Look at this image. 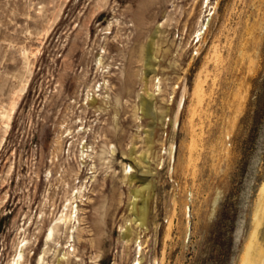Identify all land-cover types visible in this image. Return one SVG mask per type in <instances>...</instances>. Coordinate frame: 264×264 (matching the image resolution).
I'll use <instances>...</instances> for the list:
<instances>
[{
  "label": "rangeland",
  "instance_id": "obj_1",
  "mask_svg": "<svg viewBox=\"0 0 264 264\" xmlns=\"http://www.w3.org/2000/svg\"><path fill=\"white\" fill-rule=\"evenodd\" d=\"M202 2L0 0V112L18 101L6 132L0 116V264L23 236L21 264H44V247L53 264H131L138 243L140 264H242L264 198V0ZM146 90L158 92L149 114ZM81 140L115 153L77 176ZM81 182L72 245L54 235L74 250L58 262L46 234ZM146 183L142 225L131 189Z\"/></svg>",
  "mask_w": 264,
  "mask_h": 264
},
{
  "label": "bare ground",
  "instance_id": "obj_2",
  "mask_svg": "<svg viewBox=\"0 0 264 264\" xmlns=\"http://www.w3.org/2000/svg\"><path fill=\"white\" fill-rule=\"evenodd\" d=\"M202 4H204V6H207L208 0H203ZM205 28H206V25H204V29ZM201 32L198 33V40L197 41H199V39H200ZM151 48H152L151 43H148L146 45V47L142 49V58L146 59V65L145 66L147 68V70H146L147 75H153V72L155 71V67L151 63V58H152ZM24 52H25V50H24ZM100 59H101L100 57L97 58L99 63L101 61ZM25 83H26V81H25ZM25 83L23 82V86L20 88V93L24 90V88H26ZM102 83L107 84V81L104 80V82H102ZM156 89L160 90V86L157 85ZM184 90H185V87H184ZM199 91H200V89H199ZM16 92H17V89H16ZM198 93H200V92H198ZM155 94H158V92L146 90L144 95H140L138 108H140L141 111L144 112V114L151 113V111L153 109L152 104H153V99H154ZM192 95H194V94H192ZM16 96L17 95H15V97ZM18 96H20V95H18ZM196 97H197V95H196ZM183 98H184V96H183ZM183 98L179 97L180 100L178 99L179 101H178V105L176 107L177 109H176V111L174 110L175 112H173L174 113V119H173L174 126H176L178 123L177 118H178V114L180 112L181 107H183V106H181V103L183 102L182 101ZM18 99H19V97H18ZM85 99H90L91 102H94V100H95V98L93 96L89 97L88 92L86 93ZM17 102H18L17 98L13 99L12 101L8 102V103H10V105L7 104L9 107L3 108L0 112V116H1L3 123H4L3 129L5 132L10 127V121H11L13 113L16 110ZM85 103H87V102L85 101ZM83 128H84L83 126L82 127L80 126L79 129L82 130ZM145 130L147 131L146 132L147 137H148L147 140L150 143L148 145V148H150V146L152 145L151 133L153 130V126L151 128H147ZM5 132H3V133H5ZM1 141H2V139H1ZM172 147H173V145L171 144L170 148H172ZM114 153H115V146L113 144L106 145V147L101 148L100 151L98 152L94 148L93 145H88L86 140H81L80 145H79V151H78V154L76 157L77 162H78L76 175L78 176V174L80 172H82L83 167H85L86 164L90 165V167H89L90 169H93L96 167L95 163H94V159H93L94 155L100 157V159L107 162V161H109L110 157L113 156ZM128 153L134 160H136L139 163L142 161H147V157L149 155L148 151H144L143 153H141V154L138 153L139 155H136L134 146H132L130 148ZM106 156H109V157L107 158ZM87 161H88V163H87ZM89 161H90V163H89ZM123 168H124L125 177H128V179L131 181V178L134 176L130 171L131 166L124 164ZM91 172L92 171H90V173ZM148 183H146L145 185H142L140 188L131 189V194L133 195L132 196L133 199L131 200L132 204H131L130 210H131V213L134 214L132 219L134 221L139 220L138 224H142V225L144 224V219H145L144 216H142V215H144L146 213L145 212V202L147 200V196L145 195L144 191L149 187ZM83 189H84V186H83L82 182L80 183V185H76L74 187L72 186V188L70 189L68 194L66 193L67 196L65 197V203L63 204V208H62L60 214L57 217H55L54 222L48 228L46 238H45V240H46L45 243L47 244L48 240H52L55 243V245L57 246L55 252L52 255H55L56 251L59 252L60 248L63 247L62 246L63 244L61 242H59V240L54 239L55 234H58V235L63 234L65 236V243H64L65 245L64 246H71L72 245V243H70L69 241L74 240V230L77 228L75 223H76V221L77 222L79 221L78 204H76L75 201H76L77 197L78 198L80 197V199H82L81 196L83 194ZM262 190H264V185L262 187ZM261 193H263V191ZM262 195H264V193ZM137 197L140 198V200H139V201H141L140 205H136ZM261 200H262V202H261L262 206H261V208L258 209L257 213L255 212V214H256L255 226H254L253 230L251 229L252 231L250 233L248 242L246 241L247 245L244 248L245 250H244V254H243L244 256H243L242 264H264V249L259 244V240L257 237V233H258L257 228H258V225L260 224V222L262 220V216H263L261 209H264V198ZM259 206H260V204H259ZM121 228H122L121 229L122 230V233H121L122 239L125 240L126 236L128 237V239H130L131 238L130 236L132 235L133 231H132V228L129 226V223L126 222ZM68 242H69V244H68ZM18 243H20V244H17L15 253L13 254L12 258L9 260L8 264H21L22 261L24 260V255L26 252L25 249L27 247V244L29 243V239L24 238V236H23L19 240ZM254 246L256 248H253ZM252 249H255V253H253ZM73 250H74V248L71 247L70 249H68V251L64 250V251L59 252L60 255L57 254L58 255L57 261L59 262L62 259H65V260L68 259V254H70V252ZM141 251H142V246L138 243L136 246V254L138 257H135L134 260L131 262V264H140L139 257L141 255ZM45 252H46V247H44V249H42V252L38 255L37 262L38 263L44 262V264H53V263L47 261V259L45 260V258H44V255L46 254ZM158 263H155V264H158Z\"/></svg>",
  "mask_w": 264,
  "mask_h": 264
}]
</instances>
